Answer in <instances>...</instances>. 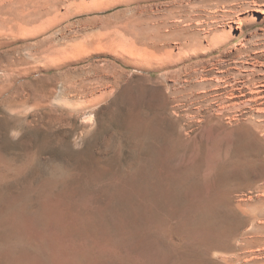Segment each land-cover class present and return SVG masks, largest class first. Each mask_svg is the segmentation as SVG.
Instances as JSON below:
<instances>
[{
    "label": "rangeland",
    "instance_id": "obj_1",
    "mask_svg": "<svg viewBox=\"0 0 264 264\" xmlns=\"http://www.w3.org/2000/svg\"><path fill=\"white\" fill-rule=\"evenodd\" d=\"M225 7L0 0V264H264V13Z\"/></svg>",
    "mask_w": 264,
    "mask_h": 264
},
{
    "label": "bare ground",
    "instance_id": "obj_2",
    "mask_svg": "<svg viewBox=\"0 0 264 264\" xmlns=\"http://www.w3.org/2000/svg\"><path fill=\"white\" fill-rule=\"evenodd\" d=\"M226 6L228 8H230V14L232 15V17H230V19L233 20H240L242 21L243 18H240L242 14H240L242 11H245L246 9H251L253 11H260L261 13H264V0H216V6L217 8L220 6ZM225 7V8H226ZM224 8V9H225ZM217 11V10H216ZM228 11V10H227ZM228 16V15H227ZM226 16V17H227ZM240 16V17H239ZM7 26V25H6ZM5 28V27H4ZM241 28V26H240ZM15 39V37H13ZM217 38V37H216ZM215 39V37H214ZM219 40V39H218ZM16 41V40H15ZM226 41V39H225ZM214 42V40H213ZM221 42V39H220ZM224 42V41H223ZM216 44V43H215ZM217 44H221L219 42H217ZM216 46V45H215ZM214 46V48H215ZM217 47V46H216ZM222 48V47H221ZM217 50H219V48H217ZM215 51V50H214ZM216 52V51H215ZM15 65V64H14ZM4 175V174H3ZM1 177V176H0ZM3 178V176H2ZM16 215V214H15ZM9 219V218H8ZM16 226V225H15ZM22 226V225H21ZM46 239V238H45ZM28 240V239H26ZM31 240V239H30ZM45 243V242H44ZM15 249V248H14ZM13 255V253H12ZM27 256V255H26ZM13 257V256H12ZM16 257V256H15ZM19 257V256H18ZM20 258V257H19ZM33 256H27L26 260L24 261V263L26 264H32L33 262ZM12 259V258H11ZM10 259V260H11ZM14 259V258H13ZM25 259V258H23ZM23 259L21 257V259H18V262L22 261L23 263ZM20 260V261H19ZM15 263L13 264H18L16 263L17 261H14ZM20 264V263H19Z\"/></svg>",
    "mask_w": 264,
    "mask_h": 264
}]
</instances>
